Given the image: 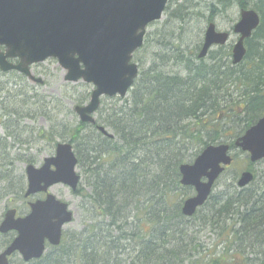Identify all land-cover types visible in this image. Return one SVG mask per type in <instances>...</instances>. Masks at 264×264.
<instances>
[{
  "label": "trees",
  "instance_id": "trees-1",
  "mask_svg": "<svg viewBox=\"0 0 264 264\" xmlns=\"http://www.w3.org/2000/svg\"><path fill=\"white\" fill-rule=\"evenodd\" d=\"M236 1L244 8L251 0H212L209 19ZM176 10L178 22L192 17L185 6ZM257 10L261 23L246 39L241 63L232 64V45L198 58L201 45L160 42L150 64L139 63L126 103L97 120L114 137L79 123L70 142L90 186L75 191L88 220L80 230L64 231L41 258L19 264H264V159L259 169L246 163L254 173L248 186L212 192L191 217L182 213L187 186L179 170L209 144L235 148V139L264 115V0ZM194 218L217 237L206 253L197 242L198 225L190 224ZM127 252L128 261L119 260Z\"/></svg>",
  "mask_w": 264,
  "mask_h": 264
},
{
  "label": "water",
  "instance_id": "water-1",
  "mask_svg": "<svg viewBox=\"0 0 264 264\" xmlns=\"http://www.w3.org/2000/svg\"><path fill=\"white\" fill-rule=\"evenodd\" d=\"M169 0H0V69L17 70L32 82L43 83L33 74L30 65L56 58L65 70L66 82L93 84L89 102L74 107L80 121L95 124V114L103 96L124 97L139 76V65L133 61L141 48L151 22L162 18ZM260 24L255 9H242L233 31L239 34L232 49L233 64L240 63L247 53L245 40ZM230 39L228 31H218L210 22L204 34L199 58L207 56L215 45ZM17 59L18 63L13 62ZM98 129L113 138L103 125ZM235 147L247 152L251 162L264 159V115L235 139ZM230 143L209 144L193 162L179 167L183 186L195 189L184 200L182 213L191 217L202 207L213 187L231 165ZM78 157L71 142H59L55 154L45 157L40 166L26 168L27 189L24 196L46 193L44 199L29 201V212L18 215L16 208L6 210L0 222V233L16 232L13 240L0 251V264H11L10 256L18 253L25 262L41 258L47 243H61L63 231L74 213L69 203L50 189L65 184L77 190L81 175L77 172ZM254 173L244 170L237 185L248 186Z\"/></svg>",
  "mask_w": 264,
  "mask_h": 264
},
{
  "label": "rangeland",
  "instance_id": "rangeland-1",
  "mask_svg": "<svg viewBox=\"0 0 264 264\" xmlns=\"http://www.w3.org/2000/svg\"><path fill=\"white\" fill-rule=\"evenodd\" d=\"M211 2L212 0H170L162 18L148 26L143 48L135 55L133 61L138 64L143 63L147 67L153 52L159 51L160 42L170 40L181 43L184 49H193L201 45L208 24L207 17L210 15ZM179 5L189 8L192 17L183 22L172 18V13L176 14ZM239 15V9L233 7L217 17L214 22L219 29H231ZM237 39L238 36L233 33L227 46L233 45ZM32 70L33 74L41 76L39 78L44 80L43 84H34L27 76L16 71L12 73L0 71V222L7 209L16 208L18 215H26L29 212L28 201L45 198L44 193L25 198L26 168L29 164L40 166L45 157L54 155L58 142H70L73 131L80 123L74 107L77 104L87 103L93 90L92 84L82 81L66 82L65 71L55 58L47 59L32 67ZM130 95L129 91L124 97H103L95 118L99 120L101 114L113 106L117 108L122 106ZM88 129L86 128L87 132L90 131ZM108 130L112 132L111 128ZM231 154L237 159L217 180L214 193L231 188L230 184L236 185L246 163H251L249 155L236 147L232 149ZM256 166L257 169L261 167L257 163L253 164V167ZM77 172L81 175L80 186L90 191L82 168L77 166ZM3 176L9 179H2ZM20 185L24 188L22 192H19ZM50 190L61 200L68 202L74 213V218L65 226V231L82 229L85 221L88 220V212L82 204V196L62 183L52 186ZM184 191L187 195L182 198L183 201L195 193L193 187H187ZM192 223L198 225V227L194 225L197 229L194 232L197 242L203 245L206 253V250H211L212 245L217 242V237L199 220L194 218L190 224ZM12 235L13 233L5 235L0 233V251L5 247H1L3 240L11 238ZM128 257L127 252L122 254L119 260L128 261ZM20 259L21 256L15 254L11 262L19 264Z\"/></svg>",
  "mask_w": 264,
  "mask_h": 264
},
{
  "label": "flooded vegetation",
  "instance_id": "flooded-vegetation-1",
  "mask_svg": "<svg viewBox=\"0 0 264 264\" xmlns=\"http://www.w3.org/2000/svg\"><path fill=\"white\" fill-rule=\"evenodd\" d=\"M170 1V0H169ZM259 1L260 0H251L250 1V3L247 5V7H241L240 6V4L236 1L234 4H232L231 6H230V8L228 9V10H230L231 8H233V7H237L238 9H239V14H241V11H242V9H247V8H252V9H255L256 11H257V13L259 14V16H260V22H261V19H262V17H261V14L259 13V11L257 10V8H258V4H259ZM232 2H234V1H232ZM169 3V2H168ZM168 7V6H167ZM167 7H166V9H167ZM228 10L227 11H225V12H220V13H217V15L214 17V19L213 20H210L209 19V16L207 17V21H208V23L209 22H214V20L217 18V17H219L220 15H222V14H224V13H227L228 12ZM211 12V11H210ZM240 19V15H239V18H238V20ZM238 20H236V22H238ZM235 22V23H236ZM235 23L232 25V28L231 29H219L218 27H217V25H216V27H217V30L218 31H228L229 33H230V37L232 36V34L234 33L233 32V27H234V25H235ZM235 34V33H234ZM238 37H239V35L238 34H236ZM46 61V60H45ZM13 62H15V63H18V60L17 59H15V60H13ZM44 62V61H43ZM43 62H36V63H32L31 65H30V68H31V70H32V67H34V66H36V65H38V64H40V63H43ZM0 71L1 72H3V73H12V72H18V73H20L19 71H17V70H9V71H2L1 69H0ZM32 72H33V70H32ZM20 74H22V73H20ZM34 75L38 78V77H41L40 75H38V74H35L34 73ZM26 76V75H25ZM30 82H32V81H30ZM34 82H38V81H34ZM34 82H32V83H34ZM35 84V83H34Z\"/></svg>",
  "mask_w": 264,
  "mask_h": 264
}]
</instances>
